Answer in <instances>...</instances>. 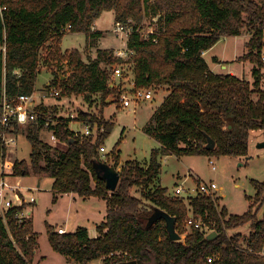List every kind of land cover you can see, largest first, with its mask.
<instances>
[{
    "label": "trees",
    "instance_id": "obj_1",
    "mask_svg": "<svg viewBox=\"0 0 264 264\" xmlns=\"http://www.w3.org/2000/svg\"><path fill=\"white\" fill-rule=\"evenodd\" d=\"M106 10L114 11L115 22L134 28L127 46L133 51L135 87L168 90L143 128L159 146L147 162L128 160L120 170L117 189L110 191L95 167V162L108 163L110 159L104 161L99 151L113 127L103 115L79 113L78 118L96 125L94 134H77L69 127L71 119L64 116L54 115L59 118L54 125H47L41 117L23 126L13 122V133L26 136L31 153L30 160L15 159L8 175L54 179V201L58 195L74 194L97 197L107 204L105 216L97 224V236L92 237L86 226L59 233L48 225L51 246L79 264L100 258L105 264L128 260L137 264H264V213L259 214L264 206V181L253 180L257 191L242 214H231L211 195L184 197L158 184L163 156L244 157L250 155L254 133L264 134V0H0V114L4 94L18 98L35 92L40 55L45 49L47 62L59 54L58 58L69 64L65 79L56 71L61 65L52 71L56 79L50 86H58L61 97L83 95L90 106L96 100L105 106L110 96L120 97L111 77L112 65L123 60L113 49L98 47L96 56L88 54L87 59L78 49L60 51L67 25L72 32L86 34L85 52L96 46L103 32L93 26ZM145 17L157 18L160 26L148 38L137 30ZM242 33L250 38L247 53L239 60L253 64L252 82L214 72L204 57L223 36ZM39 109L54 112L44 105ZM51 130L57 143L66 148L41 137ZM207 136L216 142L213 149L206 147ZM111 157L118 168L117 148ZM148 186V191L137 195L138 188ZM156 207L177 218L180 234L193 214L201 216L217 236L209 239L204 231L192 227L183 240H171L164 219L148 226ZM21 210L22 206L10 209L7 223L0 216V264L33 263L39 233L32 217L19 221ZM246 225L249 230L244 235L239 228Z\"/></svg>",
    "mask_w": 264,
    "mask_h": 264
},
{
    "label": "rangeland",
    "instance_id": "obj_2",
    "mask_svg": "<svg viewBox=\"0 0 264 264\" xmlns=\"http://www.w3.org/2000/svg\"><path fill=\"white\" fill-rule=\"evenodd\" d=\"M97 27L100 30L105 31L104 37L101 39L100 47H108L113 49L124 47L126 41L121 38L120 35H116L113 31L115 26V15L112 10L104 11L99 18L95 21ZM142 34L148 33V31L159 30L160 26L157 23V18L152 19L145 17L140 23ZM247 34V33H245ZM248 37L244 34L239 36H227L222 37L207 53L206 59L211 66H214L218 73H227L229 70H234L238 75H244L246 80L253 81L252 64L251 61H240L247 50ZM87 37L84 32H67L65 33L60 42V48L63 53L68 50L78 49L84 59H87V52H85ZM120 47V48H121ZM119 48V49H120ZM60 50V51H61ZM92 57H94L93 49ZM219 55L220 57L231 61L236 58L238 62H225L228 65L227 69H223L222 65H215L212 57ZM264 55V49H263ZM48 51H41L40 55V69L42 72L37 78V88H43L47 85L52 78L56 79L55 75L50 73L59 65L62 69L61 79H65L66 75L70 73V67L67 62L61 61L58 56L51 62H47ZM263 57V56H262ZM122 59V58H121ZM263 59V58H262ZM122 62H116L112 65V82L116 85L119 95L123 89L132 88L133 83V61L132 54ZM264 61V60H263ZM244 62V63H243ZM121 67L123 70L122 76L114 75V68ZM43 68V69H42ZM53 73V72H52ZM262 73L264 76V64L262 66ZM65 76V77H64ZM244 78V79H245ZM264 89V78H263ZM130 87V88H128ZM47 87H44L46 89ZM154 91L153 98L147 100H141L136 109L134 110V103L131 107H123L121 105L119 96H115L118 101L113 103H107L102 106L100 100H96L95 104L90 106L83 98V95L76 97H50V103L62 102L64 104L49 106L53 113L61 111L63 114H69L75 112L79 114L81 111L90 112L98 116L103 115L104 119L113 123V127L110 133L104 140V146L106 153L103 158L110 159L108 163L113 165L111 160V154L114 149H120L119 156L121 164L118 165L119 171L122 166L128 160L145 161L151 156V152L154 148L158 147V142L144 132L143 125L150 118L153 109L160 106L164 101L166 91L161 87H151ZM73 128L78 131H83L84 125L81 123H73ZM96 125L94 129H96ZM46 141L50 140V133H42L41 136ZM18 141L15 145L11 146L8 153L10 156L7 158L14 162L15 159H27L30 160L31 143L26 136L21 133L18 135ZM264 140L263 132L254 133V140L250 146V155L244 157H236L230 155H168L161 159L162 173L160 175L161 185L168 189L169 192L175 193L176 185L181 184L186 190L182 193L184 197L197 195L193 189H196L199 183H211L216 182L219 189L215 191L214 197L217 198L219 205L226 207L230 213L242 214L246 212L250 206L251 200L256 194V187L253 180L264 181V149L257 147L259 141ZM54 146H58L62 149L66 148L65 144L53 143ZM100 151V150H99ZM102 152L100 151V154ZM17 156V157H15ZM19 157V158H18ZM210 159L214 160L216 169L212 168ZM104 160V161H105ZM123 163V164H122ZM9 181L16 184L20 182L21 190L25 192L27 197L35 196L39 200L33 205V221L34 227L39 233L40 253L44 257L40 264H79L68 260L66 255L59 253L51 246L47 236V226L53 225L56 228L63 226L67 232L75 231L79 226H86L89 230V234L93 237L98 235L96 221L103 220V212L107 209V204L104 200L100 199L99 202H87L83 198L73 195L65 194L60 197L56 202L53 200L54 192L52 190V178H44L41 181L40 187L37 186L38 178L34 175L29 176H14L9 177ZM149 186L145 189L138 188L136 190L137 195H142L148 191ZM145 191V192H144ZM191 193V194H190ZM143 197V196H142ZM188 202V199H186ZM104 208V211H103ZM106 213V212H105ZM264 213V206L260 209L259 214L262 216ZM97 223V224H99ZM184 232L182 240L186 234L191 231V228L183 225ZM244 235L248 234L249 226H243L239 228ZM88 264H105L103 258L94 260Z\"/></svg>",
    "mask_w": 264,
    "mask_h": 264
},
{
    "label": "built area",
    "instance_id": "obj_3",
    "mask_svg": "<svg viewBox=\"0 0 264 264\" xmlns=\"http://www.w3.org/2000/svg\"><path fill=\"white\" fill-rule=\"evenodd\" d=\"M2 8H6L5 6ZM71 29V25H67L65 30L69 31ZM137 30L142 34L140 26ZM113 31L116 35H120L122 39L124 37L127 39L124 47L115 50L114 54L118 58H128L133 51L128 48L127 41L129 35L134 31L132 25L124 24L121 22H115V26ZM155 30L148 31L146 34H142L144 38H148L149 34L154 33ZM156 40V38H155ZM264 60V56L262 57ZM114 75L119 77L123 75V70L121 67L114 68ZM132 88L130 89H123L119 99L121 105L123 107H131L132 103H134V110L136 109V105L140 103L141 100H147L153 98V89L152 88H136L134 79L132 80ZM61 93V89L56 85H51L44 89L43 93L41 94L40 98L45 99L49 97H59ZM41 104L37 103L35 98V92L29 95H23L16 98H9L6 94L3 97V110L0 114V216L7 223V212L14 208L22 206V210L17 213V217L19 221H23L32 214L33 204L36 202L37 198L35 196L27 197L26 194L23 193L21 190L20 182L16 184L12 183L8 179V174L5 171H10L12 168L13 162L8 160L9 157L8 151L11 146L17 143L16 134L13 133L14 124L16 122L18 125H26L29 122L37 121L40 117L43 118L47 125L55 124L58 122L56 117L64 116L69 117L71 121L76 120L79 117V114L75 112H70L69 114H60L52 113V112H43L39 109ZM55 115V116H54ZM93 125L91 121H84V130L85 131H75L78 133L89 134L93 131ZM50 140L53 143H57L56 136L54 135V131L51 130L50 132ZM100 151H105V146H101ZM210 163L213 169H216V165L213 159H210ZM219 187L217 186L216 182L211 183H199L196 189H193L196 194H203V195H211L214 197L215 191H217ZM183 187H177L175 190L176 195H180L185 191ZM203 218L201 216H194L193 214L189 215V218L186 222V227L191 228L196 227L204 231L206 234H209L213 230L206 226L203 223ZM59 233H65L66 229L64 227H59L57 229ZM214 258L209 257L208 261L213 262Z\"/></svg>",
    "mask_w": 264,
    "mask_h": 264
},
{
    "label": "crops",
    "instance_id": "obj_4",
    "mask_svg": "<svg viewBox=\"0 0 264 264\" xmlns=\"http://www.w3.org/2000/svg\"><path fill=\"white\" fill-rule=\"evenodd\" d=\"M114 12V11H113ZM93 29L95 30V31H102L103 32V34H102V36L98 39V41H97V44H96V46H93V47H90L89 48V50L87 51V55L89 54H92V50L93 49H95V52H93V54H94V56H96V51H97V48L98 47H100V42H101V39L104 37V33H105V31H103V30H100L98 27H97V25H96V23H94V26H93ZM67 32H71L70 30L69 31H67ZM242 34H244V35H246L248 38V40H249V38H250V35H248V34H245V33H242ZM241 34V35H242ZM237 36H239V35H237ZM224 38H226L227 36H223ZM229 37V36H228ZM125 41L127 40L126 38L124 39ZM87 43V42H86ZM86 45V44H85ZM121 47V46H120ZM119 47V48H120ZM100 48H108V47H100ZM119 48H117V49H119ZM210 50V49H209ZM209 50H207L206 52H204V57L206 58V53L209 51ZM61 52L63 53V51L61 50ZM246 53H247V50H246ZM264 56V55H263ZM213 57H217L218 58V61L217 62H215V61H213V63H215V65H222V68L223 69H227L228 68V66H229V64L228 65H225V62H238V61H236V58H234V59H232L231 61H229V60H227V59H224V58H222V57H220L219 55H214ZM213 57H212V59H213ZM207 60V59H206ZM244 63V62H243ZM252 64V63H251ZM209 65H210V67H211V69L214 71V72H216V73H218L219 71H217L216 69H215V67L214 66H211V64L209 63ZM252 67H253V64H252ZM43 69V68H42ZM251 70H252V68H251ZM41 72H42V70H41ZM51 74H52V76H53V73L52 72H50ZM222 74H234V75H236L237 77H240V78H245V76L244 75H238L234 70H229V72H227V73H222ZM53 79V78H52ZM133 79H134V77H133ZM246 79V78H245ZM52 81V80H51ZM51 81L47 84V85H45L44 87H48V86H50V83H51ZM250 81V80H249ZM115 85V84H114ZM44 87L43 88H37V86H36V90H35V98H36V100H37V103L38 104H41V105H44L45 107H47V108H50L49 106H51L52 107V104H54V106L55 105H59V104H64V103H62V102H58V103H50V101H49V99H50V97L49 98H45V99H42V98H40V96H41V94L43 93V91H44ZM161 88H163L165 91H166V95H165V97L168 95V90L166 89V88H164V87H161ZM164 97V98H165ZM159 107V106H158ZM157 109V107L156 108H154L153 109V112H152V114H151V116H150V118L152 117V115H153V113H154V111ZM135 110H137V109H135ZM59 113L60 114H63L61 111H59ZM150 118L146 121V123L143 125V127H142V129L144 128V126L149 122V120H150ZM81 123L82 125H84V121L81 119V118H77L76 120H74V121H71L70 123H69V127H70V129L71 130H73V131H78V130H76V129H74L73 128V123ZM96 130L97 129H94L93 128V131H92V133L94 134L95 132H96ZM83 131H85L84 129H83ZM18 135H20V134H16V137H18ZM17 141H18V138H17ZM158 146H159V143H158ZM118 151H120V149L118 148ZM10 152V151H9ZM102 153H101V157H102V159L103 160H105L104 158H103V156L105 155L104 153H106V150L105 151H101ZM8 155L10 156V154L8 153ZM166 156H168V155H166ZM15 157H17V156H15ZM164 157V156H163ZM19 158V157H18ZM20 159V158H19ZM111 160H112V157H111ZM149 159H146L145 161H143V162H147ZM113 162V161H112ZM120 164H121V162H120ZM123 164V163H122ZM111 165V164H110ZM124 166V165H123ZM122 166V167H123ZM119 170V169H118ZM6 172V174L8 173V171H5ZM162 173V172H161ZM161 175V174H160ZM9 177H14V176H11V175H8V178ZM161 179V178H160ZM160 179H159V183L158 184H160L161 185V182H160ZM42 181V180H41ZM53 182H54V179L52 180V186H53ZM37 186H38V183H37ZM162 186V185H161ZM182 187V185L181 184H177L176 185V188L177 187ZM184 188V187H183ZM185 189V188H184ZM174 192V191H173ZM24 194H25V192H23ZM191 194V193H190ZM195 194V193H194ZM65 194H63V195H58V198L56 199V201L60 198V197H62V196H64ZM68 195H73V198H77L76 197V195H74V194H68ZM192 195V194H191ZM190 195V196H191ZM181 196H183L182 194H181ZM79 197V196H78ZM187 197V196H186ZM37 198V200H36V202L39 200V198L38 197H36ZM81 198V197H80ZM83 200H85V201H87V202H95L94 200H96L97 202H99L100 201V199L99 198H97V197H90V198H83ZM55 201V202H56ZM34 205V204H33ZM103 211H104V208H103ZM106 212V211H105ZM105 212H103V217L105 216ZM32 214H33V209H32ZM31 214V217L33 218V215ZM231 214H234V213H231ZM100 221H102V220H100ZM34 222V221H33ZM95 223H96V226H97V223H99V221H96L95 220ZM59 227H63V226H58V228ZM57 228V229H58ZM34 229H35V227H34ZM35 231L36 232H38L36 229H35ZM67 232V231H66ZM47 236H48V234H47ZM93 237V236H92ZM49 240V239H48ZM38 243H39V236H38ZM263 254H264V249H263ZM44 256L43 255H41V253H40V243H39V246H38V248H37V251H36V254H35V257H34V260H33V263L32 264H40L41 263V260H42V258H43ZM68 260H70V261H72V262H76L74 259H72V258H70V257H66Z\"/></svg>",
    "mask_w": 264,
    "mask_h": 264
},
{
    "label": "water",
    "instance_id": "obj_5",
    "mask_svg": "<svg viewBox=\"0 0 264 264\" xmlns=\"http://www.w3.org/2000/svg\"><path fill=\"white\" fill-rule=\"evenodd\" d=\"M111 86H113V83H111ZM116 100H117L116 97L110 96L106 102L113 103ZM215 146H216L215 140L212 139L210 136H207L206 147L208 149H213ZM257 147L260 149H264V140L259 141L257 143ZM95 167H96L98 175L106 181V186L108 190L115 191L120 181V171L113 165H110L109 163H106L103 161L95 162ZM40 185H41V179H38V187H40ZM158 219H164L166 221V228H167V231L169 233V237L171 240H181L182 239V235L176 229L177 218L175 216H172L167 211L159 207H156L152 215L149 217L148 226L153 225V223L157 221ZM215 236H217V232L215 231H212L208 234L209 239ZM119 264H137V261L128 260V261L120 262Z\"/></svg>",
    "mask_w": 264,
    "mask_h": 264
}]
</instances>
